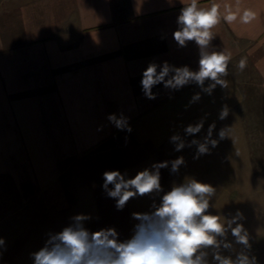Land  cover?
Masks as SVG:
<instances>
[{
  "label": "crops",
  "instance_id": "crops-1",
  "mask_svg": "<svg viewBox=\"0 0 264 264\" xmlns=\"http://www.w3.org/2000/svg\"><path fill=\"white\" fill-rule=\"evenodd\" d=\"M189 2L0 0V176L22 205L42 201L68 219L90 214L89 229L114 227L123 239L132 213L151 201L130 198L117 210L101 189L105 171L134 175L183 156L178 173L160 170L162 187L194 177L216 188L212 201L237 195L232 187L264 182V0H200L201 7L218 3L221 15L226 6L257 13L248 24L222 20L212 29L211 44L231 56L227 88L208 95L195 84L174 92L157 85L155 99L141 90L149 62L196 69L194 43L177 48L171 38L179 8ZM197 92L200 100L190 104ZM113 113L129 117L130 133L110 124ZM201 119V132L187 140H202L214 124L216 147L198 159L194 145L174 151L170 137Z\"/></svg>",
  "mask_w": 264,
  "mask_h": 264
},
{
  "label": "clouds",
  "instance_id": "clouds-1",
  "mask_svg": "<svg viewBox=\"0 0 264 264\" xmlns=\"http://www.w3.org/2000/svg\"><path fill=\"white\" fill-rule=\"evenodd\" d=\"M166 2L175 5V0ZM256 16L252 9L233 10L231 6H226L221 15L218 3L201 7L200 0L181 5L171 38L177 48L194 43L198 49L197 67L193 70L189 65L149 62L140 80L144 96L155 99L152 89L157 85L174 92L195 84L208 95L217 86L227 88L229 82L225 77L231 56L211 44L215 38L212 29L222 20L229 24L237 20L248 24ZM246 66V58H241L238 67L243 70ZM200 98L197 92L189 103ZM228 111L227 106L223 107L219 118L227 117ZM107 120L117 130L132 131L129 117L123 113L109 114ZM203 126L201 119L184 127L183 136L172 135L170 142L174 151L194 145V159L210 153V148L218 143L212 138L214 124L209 125L202 140H187L200 133ZM225 130L219 131L220 139L226 137ZM184 164V157L178 156L170 161L153 162L134 175L120 170L103 172L101 189L114 200L117 210H122L130 198L147 195L151 201L146 211L132 213L135 223L130 235L122 239L114 227L92 231L86 226L91 215L77 213L59 231L46 234L43 245L30 253L32 264H259L252 253L249 232L242 223L244 214L239 209L234 214L226 213L223 207L219 212L210 211L215 187L194 177H185L165 191L160 183V170L170 168V173L175 174ZM4 251L6 241L0 237V257Z\"/></svg>",
  "mask_w": 264,
  "mask_h": 264
},
{
  "label": "rangeland",
  "instance_id": "rangeland-1",
  "mask_svg": "<svg viewBox=\"0 0 264 264\" xmlns=\"http://www.w3.org/2000/svg\"><path fill=\"white\" fill-rule=\"evenodd\" d=\"M262 180L264 176L258 182ZM232 188L237 195L225 194L220 201H211L210 211L219 212L223 207L226 213L234 214L239 209L245 217L242 223L249 232L252 253L264 264V182ZM57 215L56 209L42 201L22 205L14 187L0 176V237L6 241L0 264H32L30 253L43 245L46 234L59 231L68 222L67 217Z\"/></svg>",
  "mask_w": 264,
  "mask_h": 264
}]
</instances>
